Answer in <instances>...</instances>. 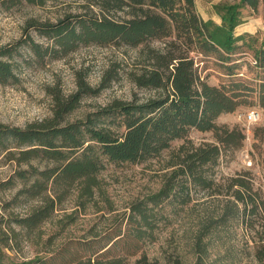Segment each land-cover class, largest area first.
<instances>
[{"label":"trees","instance_id":"obj_1","mask_svg":"<svg viewBox=\"0 0 264 264\" xmlns=\"http://www.w3.org/2000/svg\"><path fill=\"white\" fill-rule=\"evenodd\" d=\"M47 1L6 2L12 7ZM260 1L241 0L237 5L218 7L222 24L212 29L198 13L195 0H96L104 10L102 15L87 11L56 21L30 18L20 39L0 44L2 84L19 82L24 65L62 59L81 46L145 44V63L140 72L130 75L140 87L159 92L144 101L115 99L83 118L70 120L85 97L98 95L118 78L117 70L110 71L93 86L84 74L72 94L53 91L51 117L25 127L0 123V157L19 167L6 180L0 174V192L21 185L10 200H0V264H160L148 256L144 245L157 238L160 222L168 220L165 205L178 213L193 201L194 191L222 193L214 167L226 151L244 145L242 129L219 125L216 119L240 106H252L251 98L264 110V74L253 86L237 77L235 62L236 54L250 53L252 67L264 71V40L258 46L254 36L235 33L241 23L240 6L257 9ZM125 10L130 17L111 15ZM157 40H164L163 48L147 45ZM197 56L216 58L230 76L229 82L210 84L201 70L204 60ZM191 129L212 131L217 143H184L168 162L160 189L134 201L129 213L112 228L91 233L90 238L69 239L54 248L50 236L45 255L17 259L13 254L21 251L24 240L33 236L37 244L43 240V224L74 189H79L78 205L86 208L101 189L98 175L108 163L147 161L169 149L173 141L186 138ZM259 130L255 136H260L264 146V127ZM225 195L223 212L211 223L224 226L235 220L255 232L259 238L256 257L264 263L263 194L249 179L237 176L230 178ZM32 200L41 202L24 214L13 210ZM67 216L71 217L67 224L75 221L74 216Z\"/></svg>","mask_w":264,"mask_h":264},{"label":"rangeland","instance_id":"obj_2","mask_svg":"<svg viewBox=\"0 0 264 264\" xmlns=\"http://www.w3.org/2000/svg\"><path fill=\"white\" fill-rule=\"evenodd\" d=\"M6 1L0 0V44L20 39L24 35L26 21L30 18L56 21L70 13H104L102 7L95 4L96 0H48L44 5L23 2L12 7H8ZM195 3L201 17L212 29H216L222 24L218 7L237 5L241 0H195ZM127 11L112 12L111 15L120 19L128 18L130 16ZM240 13L241 23L235 29L236 35L250 34L255 37L257 45H261L264 40V0L260 1L257 9L241 5ZM147 45L163 48L165 42L150 41ZM145 49V44L138 47L91 44L81 46L62 59H47L45 62L24 65L19 82H0V123L25 127L29 123L51 117L55 106L53 91L61 89L65 95L72 94L78 89L79 78L84 74L93 86H98L110 71L117 70L118 78L98 95L85 97L81 106L69 116L70 120L83 118L115 99L144 101L158 96L157 90L140 87L130 75L132 72H140L143 67ZM196 58L204 60L200 63L201 70L210 84L219 85L231 79L216 58ZM235 58H238L235 62L239 65L236 68L237 77L255 86L264 71L252 67L250 53L241 52ZM251 99H254L252 106H240L235 112L223 113L216 119L219 125L238 127L246 135L244 145L226 151L214 167V177L222 185L223 192L194 191L193 201L178 213H174L170 205H165L163 212L168 220L160 222L156 230L157 238L144 245V250L152 260H159L160 264H264L256 257L259 238L255 232L248 231L235 220L224 226L211 223L212 219H217L223 212L230 178L246 177L264 196V154L261 153L264 146L260 136H255L259 128L264 127V110L256 98ZM252 111L258 113L257 120L253 122L248 120ZM189 142L197 146L206 142L217 143V139L212 131L191 129L186 138L173 141L169 149L147 161L120 165L108 163L98 175L101 189L87 203L86 208L78 205L81 201L78 197L79 189H74L58 207L53 218L43 224V240L39 244L35 243V236L31 240H24L21 251L13 254L17 259L45 255V241L50 236L54 237V248L69 239L90 238L91 233L112 228L125 213H129L134 201L160 189L163 175L169 170L168 162L184 143ZM18 168L15 161L0 157L2 179H8ZM20 187L19 184L14 189L0 192V200H10ZM40 202L32 200L13 210L24 214ZM67 215L74 216L75 221L67 224L71 218Z\"/></svg>","mask_w":264,"mask_h":264},{"label":"built area","instance_id":"obj_3","mask_svg":"<svg viewBox=\"0 0 264 264\" xmlns=\"http://www.w3.org/2000/svg\"><path fill=\"white\" fill-rule=\"evenodd\" d=\"M257 118H258V113L255 111L250 112L248 115V120L251 122L257 120Z\"/></svg>","mask_w":264,"mask_h":264}]
</instances>
